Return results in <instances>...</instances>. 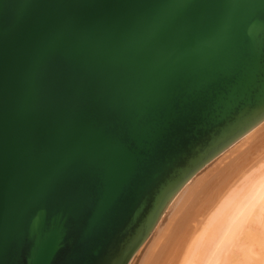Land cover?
<instances>
[{
    "label": "water",
    "instance_id": "water-1",
    "mask_svg": "<svg viewBox=\"0 0 264 264\" xmlns=\"http://www.w3.org/2000/svg\"><path fill=\"white\" fill-rule=\"evenodd\" d=\"M263 121L264 0H0V264H129Z\"/></svg>",
    "mask_w": 264,
    "mask_h": 264
},
{
    "label": "bare ground",
    "instance_id": "bare-ground-1",
    "mask_svg": "<svg viewBox=\"0 0 264 264\" xmlns=\"http://www.w3.org/2000/svg\"><path fill=\"white\" fill-rule=\"evenodd\" d=\"M263 130L264 121L197 173L170 202L129 264L144 262L152 249L157 250V241L164 236L166 241L163 240L165 243L154 253L153 262L149 261L151 264H248L254 259L264 242V147L256 151L255 159L254 156L250 158L253 163L244 164V158L241 160L245 166H240L238 172L234 170L232 180L231 167L227 170V165L221 169L217 165H223L225 159ZM213 165L220 169L214 172L219 176L197 199L190 200L182 219L180 214L175 218L202 174L205 173L206 181L210 179L209 167ZM223 178H226L224 183Z\"/></svg>",
    "mask_w": 264,
    "mask_h": 264
},
{
    "label": "rangeland",
    "instance_id": "rangeland-1",
    "mask_svg": "<svg viewBox=\"0 0 264 264\" xmlns=\"http://www.w3.org/2000/svg\"><path fill=\"white\" fill-rule=\"evenodd\" d=\"M258 134H260V135H258ZM258 134H255L253 137H251L250 138V140L247 142V143H245L244 144V146L242 145V147H239L240 149H237L236 150V152H235V154L234 155H232V156H229V158L228 159H225V161H223V165H221V164H219L218 163V165H217V163L216 164H214V165H217L220 169L222 168V167H225L226 165H227V168L225 167V169H230V168H228V167H231V169H230V178H231V180H232V178L233 177H235L234 175H235V172L237 171L238 172V170L241 168V167H243V166H245L244 164H247L248 162H251V163H253L254 162V160L252 161V160H250V158L252 157L253 158V156H254V159L257 157V152H258V150H261L263 147H264V130L262 131V132H259ZM256 136H258V137H256ZM259 138V139H258ZM256 140V141H255ZM252 142V143H251ZM252 145V146H251ZM256 145V146H255ZM243 149V150H242ZM257 151V152H256ZM241 155V156H240ZM250 156V157H249ZM235 158V159H234ZM244 158V160H245V162H244V160H243V163L241 162V160ZM246 158V159H245ZM247 158H248V160H247ZM230 159V160H229ZM232 160V161H231ZM237 161V162H236ZM240 161V163H238ZM247 161V162H246ZM229 164V165H228ZM232 164V165H231ZM234 164V165H233ZM236 164H238V166H236ZM214 165L212 166V167H209L210 169H211V173L212 174H209L208 173V176H210L211 175V177H210V179H208L207 181H206V176H205V173L204 174H202L203 176H201L200 177V179L198 180V182H199V184L197 185V186H195L194 187V189L190 192V195L188 196V199H187V201H186V203L180 208V210L178 211V213L176 214V216H175V218H177L178 216H179V214L181 215L180 217V219H182V217H183V215H184V211L188 208V206H190V204H191V202L193 201V200H195V199H197L198 197H199V194L201 195V193H203L204 192V190H206L207 188H208V186H209V184H211L212 182H213V180H215L216 179V177H218L219 175H217V174H215L216 172H218L220 169L217 167V169L216 168H213L214 167ZM243 165V166H242ZM235 166L237 167V168H235ZM241 166V167H240ZM216 167V166H215ZM212 168H213V171H212ZM234 168V169H233ZM239 168V169H238ZM210 169L208 170V172H210ZM224 169V170H225ZM223 170V171H224ZM234 170H236V171H234ZM216 171V172H215ZM233 171H234V173H233ZM215 172V173H214ZM206 173H207V171H206ZM232 174V175H231ZM213 176V177H212ZM203 177V178H202ZM201 180V181H200ZM212 180V181H211ZM219 180V179H218ZM224 180H226V178H223V182L222 183H224ZM230 180V181H231ZM210 181V182H209ZM221 183V184H222ZM207 184V185H206ZM231 186V185H230ZM201 188V189H200ZM201 191V192H200ZM197 194V195H196ZM195 196V197H194ZM191 198H193V199H191ZM190 200H192L191 202H190ZM189 203V204H188ZM185 209V210H184ZM182 213V214H181ZM163 240H165L166 241V238H165V236L164 237H162V238H160L158 241H157V244H158V248H159V246L161 247V245H162V243L164 244L165 243V241H163ZM159 242V243H158ZM161 243V244H160ZM155 246V245H154ZM154 248V247H153ZM158 248H157V250H158ZM156 250V248H154V250L152 249L151 251H150V253L148 254L149 255V257L147 256L146 257V259H145V261L144 262H142L141 264H151L152 262H153V258H154V256H155V254H156V252H157V250ZM155 253V254H154ZM152 259V260H151ZM151 263H150V262ZM147 262V263H146ZM149 262V263H148Z\"/></svg>",
    "mask_w": 264,
    "mask_h": 264
},
{
    "label": "clouds",
    "instance_id": "clouds-1",
    "mask_svg": "<svg viewBox=\"0 0 264 264\" xmlns=\"http://www.w3.org/2000/svg\"><path fill=\"white\" fill-rule=\"evenodd\" d=\"M258 255L248 262V264H264V242L257 249Z\"/></svg>",
    "mask_w": 264,
    "mask_h": 264
},
{
    "label": "snow or ice",
    "instance_id": "snow-or-ice-1",
    "mask_svg": "<svg viewBox=\"0 0 264 264\" xmlns=\"http://www.w3.org/2000/svg\"><path fill=\"white\" fill-rule=\"evenodd\" d=\"M38 219V218H37Z\"/></svg>",
    "mask_w": 264,
    "mask_h": 264
}]
</instances>
